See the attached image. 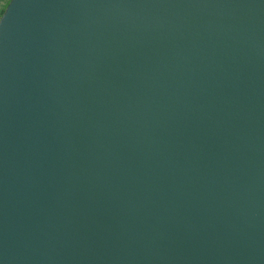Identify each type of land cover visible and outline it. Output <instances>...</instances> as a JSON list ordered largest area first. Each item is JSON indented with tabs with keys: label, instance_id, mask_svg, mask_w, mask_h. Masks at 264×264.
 I'll return each instance as SVG.
<instances>
[{
	"label": "water",
	"instance_id": "1",
	"mask_svg": "<svg viewBox=\"0 0 264 264\" xmlns=\"http://www.w3.org/2000/svg\"><path fill=\"white\" fill-rule=\"evenodd\" d=\"M0 264H264V0H8Z\"/></svg>",
	"mask_w": 264,
	"mask_h": 264
},
{
	"label": "rangeland",
	"instance_id": "2",
	"mask_svg": "<svg viewBox=\"0 0 264 264\" xmlns=\"http://www.w3.org/2000/svg\"><path fill=\"white\" fill-rule=\"evenodd\" d=\"M7 0H0V8L3 6V4L6 2Z\"/></svg>",
	"mask_w": 264,
	"mask_h": 264
},
{
	"label": "trees",
	"instance_id": "3",
	"mask_svg": "<svg viewBox=\"0 0 264 264\" xmlns=\"http://www.w3.org/2000/svg\"><path fill=\"white\" fill-rule=\"evenodd\" d=\"M7 1H8V0H7ZM7 1H6V2L3 4V6L0 8V14H1V12L3 11L4 6L6 5Z\"/></svg>",
	"mask_w": 264,
	"mask_h": 264
},
{
	"label": "snow or ice",
	"instance_id": "4",
	"mask_svg": "<svg viewBox=\"0 0 264 264\" xmlns=\"http://www.w3.org/2000/svg\"><path fill=\"white\" fill-rule=\"evenodd\" d=\"M7 10V9H6ZM6 10H5V12H6Z\"/></svg>",
	"mask_w": 264,
	"mask_h": 264
}]
</instances>
